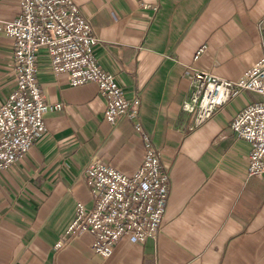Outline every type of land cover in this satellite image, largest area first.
I'll list each match as a JSON object with an SVG mask.
<instances>
[{
	"label": "crops",
	"instance_id": "crops-1",
	"mask_svg": "<svg viewBox=\"0 0 264 264\" xmlns=\"http://www.w3.org/2000/svg\"><path fill=\"white\" fill-rule=\"evenodd\" d=\"M99 40L95 55L128 98L141 100L146 133L161 151L170 194L156 239L122 240L108 258L82 233L55 245L92 206L83 172L91 161L124 175L144 162V135L129 120L112 126L95 83L73 87L45 57L38 82L48 103L45 134L0 172V264H264V175L248 177L249 143L234 117L262 98L241 93L198 124L183 111L196 71L238 81L262 57L264 0H74ZM21 14V0H0V21ZM15 41L0 32V106L15 88Z\"/></svg>",
	"mask_w": 264,
	"mask_h": 264
},
{
	"label": "built area",
	"instance_id": "built-area-1",
	"mask_svg": "<svg viewBox=\"0 0 264 264\" xmlns=\"http://www.w3.org/2000/svg\"><path fill=\"white\" fill-rule=\"evenodd\" d=\"M259 29L261 59L236 82L201 71L189 74L191 95L182 106L183 111L196 115L200 125L241 93L262 98L244 107L232 121L235 135L251 146L248 177L264 175V18ZM0 32L15 41V88L0 106V172L23 159L45 134V115L63 108L45 99L38 82L40 57L48 60L55 74L68 75L73 87L95 83L105 100L109 124L116 126L126 119L144 135L145 158L134 175H124L99 161L85 167L84 184L93 204L77 203L75 218L55 250L85 232L94 238L92 252L103 258L113 254L119 241L142 245L156 239L170 194L169 175L163 170L161 151L144 129L140 98H128L115 76L97 60L99 40L91 20L74 0H21L20 16L11 22L0 21Z\"/></svg>",
	"mask_w": 264,
	"mask_h": 264
}]
</instances>
